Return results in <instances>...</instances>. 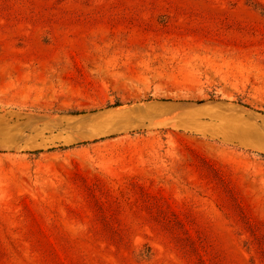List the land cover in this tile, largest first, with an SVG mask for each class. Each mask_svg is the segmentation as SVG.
Returning a JSON list of instances; mask_svg holds the SVG:
<instances>
[{
  "label": "rangeland",
  "instance_id": "obj_1",
  "mask_svg": "<svg viewBox=\"0 0 264 264\" xmlns=\"http://www.w3.org/2000/svg\"><path fill=\"white\" fill-rule=\"evenodd\" d=\"M8 246L264 264V0H0Z\"/></svg>",
  "mask_w": 264,
  "mask_h": 264
},
{
  "label": "trees",
  "instance_id": "obj_2",
  "mask_svg": "<svg viewBox=\"0 0 264 264\" xmlns=\"http://www.w3.org/2000/svg\"><path fill=\"white\" fill-rule=\"evenodd\" d=\"M238 102L239 104H241L242 106L244 107H248V105L244 104V103H240V101H236ZM117 105V104H115ZM104 138H100L98 140H103ZM98 140H93V141H84V142H79L75 145H71V146H68V147H65L64 149H70V148H73V147H76V146H84V145H88L90 143H95L97 142ZM40 153V151H35L33 152V154H38ZM259 156H262V155H259ZM31 219V218H30ZM66 236H69L66 234ZM15 247L12 248V246H8L7 250L4 252V256H0V264H30L29 262L26 261V259L20 255V253L17 251V249L14 250ZM16 248H19L18 246H16ZM35 247H31V249H34ZM37 248L42 250V243H37ZM10 249V250H8ZM42 258V257H41Z\"/></svg>",
  "mask_w": 264,
  "mask_h": 264
},
{
  "label": "water",
  "instance_id": "obj_3",
  "mask_svg": "<svg viewBox=\"0 0 264 264\" xmlns=\"http://www.w3.org/2000/svg\"><path fill=\"white\" fill-rule=\"evenodd\" d=\"M219 104H220V101L203 100V101H195V102L191 103L190 105H192V106H217ZM242 107H244V106H242ZM178 109L185 110V109H188V108H178ZM133 131H137V129H134ZM111 136H113V135H111Z\"/></svg>",
  "mask_w": 264,
  "mask_h": 264
}]
</instances>
